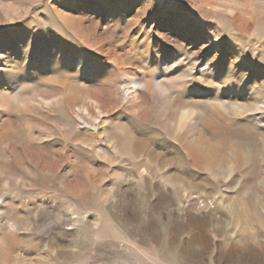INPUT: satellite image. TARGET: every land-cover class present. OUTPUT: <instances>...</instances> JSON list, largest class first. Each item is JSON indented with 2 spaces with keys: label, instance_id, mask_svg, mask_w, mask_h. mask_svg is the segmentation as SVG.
<instances>
[{
  "label": "rangeland",
  "instance_id": "rangeland-1",
  "mask_svg": "<svg viewBox=\"0 0 264 264\" xmlns=\"http://www.w3.org/2000/svg\"><path fill=\"white\" fill-rule=\"evenodd\" d=\"M0 264H264V0H0Z\"/></svg>",
  "mask_w": 264,
  "mask_h": 264
}]
</instances>
